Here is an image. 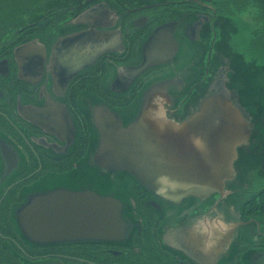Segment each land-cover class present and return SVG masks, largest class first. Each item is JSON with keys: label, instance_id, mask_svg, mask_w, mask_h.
<instances>
[{"label": "flooded vegetation", "instance_id": "flooded-vegetation-1", "mask_svg": "<svg viewBox=\"0 0 264 264\" xmlns=\"http://www.w3.org/2000/svg\"><path fill=\"white\" fill-rule=\"evenodd\" d=\"M212 10L187 0L160 7L76 0L29 14L27 21H0V264H264L262 157L246 171L253 170L246 182L177 201L94 159L101 135L98 105L117 111L126 125L148 99L152 109L180 121L210 88L222 83L228 89V73L234 78L239 63L231 71L220 59L225 37L220 28L216 39L219 23ZM169 20L175 21L178 42L173 57L130 77L125 67L142 61L144 41ZM76 35L99 44L83 65L75 58L63 62L79 53L78 40H66ZM200 47L213 54L209 70L210 56ZM245 79L243 74L235 82L248 87ZM246 108L256 122L253 107ZM252 138L241 147L244 156L261 151L262 138L255 137V149ZM247 160H241L240 172ZM57 187L119 198L124 236L35 241L19 213L25 207L27 219L33 196Z\"/></svg>", "mask_w": 264, "mask_h": 264}, {"label": "water", "instance_id": "water-1", "mask_svg": "<svg viewBox=\"0 0 264 264\" xmlns=\"http://www.w3.org/2000/svg\"><path fill=\"white\" fill-rule=\"evenodd\" d=\"M174 28V20L153 28L142 45V61L124 69L130 77L150 64L173 57L178 45ZM66 40H78L80 49L78 54L63 58L66 64L75 58L83 65L90 48L99 45L88 36ZM95 110L101 133L96 162L109 170L126 171L173 201L188 195L223 193L235 177L238 150L248 143L252 133L242 108L223 84L210 88L180 121L152 109L148 99L142 101L126 125H122L121 115L106 105H98ZM121 205V200L111 194L57 187L34 195L27 219L25 207L19 216L35 241L121 239L126 229Z\"/></svg>", "mask_w": 264, "mask_h": 264}, {"label": "rangeland", "instance_id": "rangeland-1", "mask_svg": "<svg viewBox=\"0 0 264 264\" xmlns=\"http://www.w3.org/2000/svg\"><path fill=\"white\" fill-rule=\"evenodd\" d=\"M123 4L127 6H133L138 4H145L148 2H153L155 6H162L167 5L170 0H121ZM190 2H205L209 6L213 7L215 10H212L215 14L213 21L219 23L216 26V39L219 38L220 35H224V53L223 55H219L220 59L223 61L224 66L226 68H230L231 71L236 68V65L233 64L234 61V54L242 58L243 64V71H240L238 74V67L237 73L233 76L228 73L230 81L226 83L227 90L230 92L231 97L236 100L239 106L242 108V113L246 117L249 126L252 128V131L255 133L251 134L252 138V145L251 148H256V138H262L263 145L259 148L260 153L258 150L255 151V155H246L244 156V152L241 150L240 147V160L237 164H235V177L234 179L229 182L228 184H233L235 182H239L243 180L246 182L247 175L250 173H246V171L253 167H255V162L259 161L262 157L264 159V29H261V25L258 22V14L252 8L246 9H235L233 7L228 8L227 11L221 9L220 11L215 8L214 4H217L218 0H187ZM71 2H76V0H0V21L1 22H13L15 18L19 21H27L30 16L29 14H40L45 8H49L52 6H67ZM170 6V4L168 5ZM170 16H175L176 10L172 9ZM33 15V16H34ZM40 16V15H39ZM216 22V23H217ZM19 25V24H18ZM17 25V26H18ZM207 25L204 24V27ZM8 27V26H7ZM220 28H222V34L220 33ZM224 32V33H223ZM218 45V43H214ZM202 49V54L206 56H210V61L207 64V69L211 68V62L213 58V54L206 49V52L203 53L204 48ZM234 53V54H233ZM226 56V60H225ZM217 61H220L219 58ZM206 63V62H205ZM245 66V67H244ZM247 67V68H246ZM223 74H226V70L223 71ZM243 74H246L245 81H248L249 86L242 87L236 81V78L242 77ZM222 84V83H221ZM238 94L240 92V99L243 103L239 101L237 96L236 90ZM242 88V89H241ZM248 97V101L245 99ZM251 101L253 103H251ZM246 107H253L252 117L255 118L256 122H252L251 114L247 110ZM128 107L124 108L127 109ZM250 122H249V120ZM258 125V126H257ZM248 144V143H247ZM255 144V145H254ZM243 152V153H242ZM247 158V164L245 169L241 171L239 164L242 159ZM261 162H263V160ZM238 160V159H237ZM261 171L263 170V166L261 165ZM255 172V171H254Z\"/></svg>", "mask_w": 264, "mask_h": 264}, {"label": "trees", "instance_id": "trees-1", "mask_svg": "<svg viewBox=\"0 0 264 264\" xmlns=\"http://www.w3.org/2000/svg\"><path fill=\"white\" fill-rule=\"evenodd\" d=\"M214 6L219 11L221 9H224L225 11H227L228 8H231V7L238 9V10L246 9V8L250 7L252 9H254V11L258 14V16H259L258 22L261 25V29H264V0H218L217 4H214ZM234 57L235 58L238 57L237 58L238 61L234 60L233 62L236 65H237V62L239 63V67H238V74H239L240 71H243V69H242L243 64L241 61L242 58L240 57V55L236 56L235 54H234ZM235 69L236 68H234L233 70H235ZM236 73H237V71L235 72V74ZM244 75H246V74H244ZM245 99L248 101V97H245Z\"/></svg>", "mask_w": 264, "mask_h": 264}]
</instances>
